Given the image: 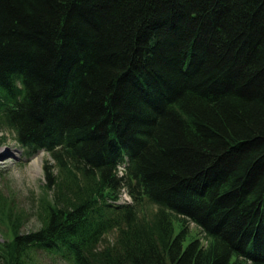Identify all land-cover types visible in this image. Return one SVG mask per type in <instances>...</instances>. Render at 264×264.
Wrapping results in <instances>:
<instances>
[{"label":"trees","instance_id":"16d2710c","mask_svg":"<svg viewBox=\"0 0 264 264\" xmlns=\"http://www.w3.org/2000/svg\"><path fill=\"white\" fill-rule=\"evenodd\" d=\"M2 130L50 160L0 264H264V0H0Z\"/></svg>","mask_w":264,"mask_h":264},{"label":"rangeland","instance_id":"374dc122","mask_svg":"<svg viewBox=\"0 0 264 264\" xmlns=\"http://www.w3.org/2000/svg\"><path fill=\"white\" fill-rule=\"evenodd\" d=\"M39 156L41 157V173L37 172L33 162ZM47 160H50V157L45 151L26 155L17 144L12 132L0 131V189L9 201L6 205L12 213L10 220L4 215L3 218L0 217V244L13 238L11 224L18 215L22 221L20 228L22 233L35 231L41 227L39 200L45 191L44 163ZM152 209L151 205H146L140 212L150 214ZM179 229L180 226L176 224V230ZM189 229L191 234L188 241L192 238H200L203 241V234L199 227L191 223ZM115 236L116 232L112 231L107 236V242L112 241ZM30 256L36 264H70L62 256L54 257L45 251H33Z\"/></svg>","mask_w":264,"mask_h":264},{"label":"bare ground","instance_id":"6f19581e","mask_svg":"<svg viewBox=\"0 0 264 264\" xmlns=\"http://www.w3.org/2000/svg\"><path fill=\"white\" fill-rule=\"evenodd\" d=\"M33 162H34V164H35V166L37 168V172L41 173L42 172V167H41V163H40L41 162V157L39 156V157L35 158ZM126 198L129 199L128 196H126Z\"/></svg>","mask_w":264,"mask_h":264}]
</instances>
